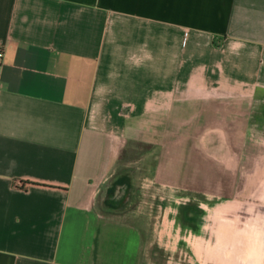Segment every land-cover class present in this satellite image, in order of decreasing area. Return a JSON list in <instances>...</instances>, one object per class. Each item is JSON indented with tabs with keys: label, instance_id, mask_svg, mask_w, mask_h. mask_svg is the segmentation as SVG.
<instances>
[{
	"label": "crops",
	"instance_id": "obj_1",
	"mask_svg": "<svg viewBox=\"0 0 264 264\" xmlns=\"http://www.w3.org/2000/svg\"><path fill=\"white\" fill-rule=\"evenodd\" d=\"M0 51V264H142L151 147L207 263L264 264V0H0Z\"/></svg>",
	"mask_w": 264,
	"mask_h": 264
},
{
	"label": "rangeland",
	"instance_id": "obj_2",
	"mask_svg": "<svg viewBox=\"0 0 264 264\" xmlns=\"http://www.w3.org/2000/svg\"><path fill=\"white\" fill-rule=\"evenodd\" d=\"M233 118L237 119V117ZM154 152V147H151L148 155L134 162L135 166L139 164L137 168L134 167V174L139 175L135 176V180L141 185V191L138 190L137 192L139 197L136 201L138 202L135 201V204H138L139 211H135L134 216L128 219H132L131 221L136 223L139 228L143 229V234L141 236L143 245L141 262L142 264H208L205 251L200 250L204 243L203 238L194 235L192 230H189L184 225H192L196 228L202 221L207 222V217H209L213 210L216 211L220 205L218 204L214 209L209 207V204L205 203H200L202 207L195 205L194 208L192 205L191 210L187 214L188 218L185 220L182 219L181 222L177 220L175 217L176 209L174 205L176 203L178 204L179 200H184V198L179 199L177 192H175L172 187L159 184L157 182V172L155 177L146 176L147 174H153L152 168L148 169L147 167L145 168V166L147 165V161H149V165L152 167L156 158ZM169 157L173 159L175 156L170 154ZM193 160V163L195 165L197 163L199 167L206 166L207 164L208 166L210 165V162L208 160L206 161V158L202 155L194 153ZM170 173L171 171L167 170L166 177ZM195 173L196 172H194V174ZM143 174L144 176H142ZM213 174L215 184L213 187V198L216 196L220 198L226 191L230 194L234 193V191L237 192L239 181L244 179L243 176L247 175V178L251 176L253 180L257 178L259 172L253 171L248 175V171L243 170L227 171L222 170L219 165L214 163ZM228 184L229 187L226 186ZM207 195L209 197L212 196V194ZM249 195L252 194L249 193ZM262 197L264 199V195ZM200 198H202L201 194H199L196 199ZM205 210L208 214L207 217L203 215V211ZM207 227V225L202 227V230L205 231ZM185 244L187 247H185ZM188 246H190L193 251H191Z\"/></svg>",
	"mask_w": 264,
	"mask_h": 264
},
{
	"label": "built area",
	"instance_id": "obj_3",
	"mask_svg": "<svg viewBox=\"0 0 264 264\" xmlns=\"http://www.w3.org/2000/svg\"><path fill=\"white\" fill-rule=\"evenodd\" d=\"M0 56H1V51H0Z\"/></svg>",
	"mask_w": 264,
	"mask_h": 264
}]
</instances>
